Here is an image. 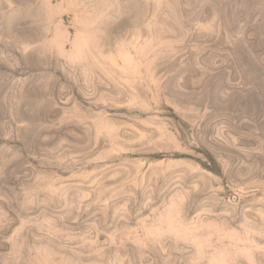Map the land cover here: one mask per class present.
<instances>
[{
	"label": "rangeland",
	"instance_id": "obj_1",
	"mask_svg": "<svg viewBox=\"0 0 264 264\" xmlns=\"http://www.w3.org/2000/svg\"><path fill=\"white\" fill-rule=\"evenodd\" d=\"M0 264H264V0H0Z\"/></svg>",
	"mask_w": 264,
	"mask_h": 264
}]
</instances>
